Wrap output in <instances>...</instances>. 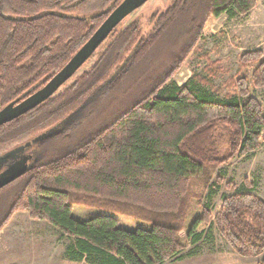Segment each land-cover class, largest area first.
Instances as JSON below:
<instances>
[{
    "label": "trees",
    "instance_id": "1",
    "mask_svg": "<svg viewBox=\"0 0 264 264\" xmlns=\"http://www.w3.org/2000/svg\"><path fill=\"white\" fill-rule=\"evenodd\" d=\"M124 0H0V112L35 94L64 69ZM259 0H173L149 29L121 24L84 64L93 66L37 108L0 127V158L20 147L33 164L0 189V234L26 212L74 240L68 255L87 264H165L197 246L208 224L239 256L264 254V200L244 189L212 214L203 202L225 179L216 172L259 151L264 107L246 77L220 102L175 75L204 38L207 21L246 16ZM264 88V52L240 56ZM68 120L61 131H50ZM50 133V134H49ZM39 140V141H37ZM228 183V187H230ZM232 188V187H231ZM103 210L76 220L73 206ZM200 208L191 227L187 220ZM125 216L150 229L123 230ZM260 264H264L261 262Z\"/></svg>",
    "mask_w": 264,
    "mask_h": 264
},
{
    "label": "rangeland",
    "instance_id": "2",
    "mask_svg": "<svg viewBox=\"0 0 264 264\" xmlns=\"http://www.w3.org/2000/svg\"><path fill=\"white\" fill-rule=\"evenodd\" d=\"M173 0H149L144 6L137 9L121 24L124 29L132 21H139L142 27L148 31V23L152 15H161L169 9ZM218 29L214 32L205 29L204 38L198 43L197 49L188 57L186 63L175 75L173 84L184 85L188 79H202L199 87L205 94L213 96L222 102L231 92L230 80L236 77H246L249 81L251 95L257 98L264 107V88H255L251 80L253 69L241 71L239 69L240 56L247 51L260 49L264 52V0H260L259 6L253 9L248 16H224ZM88 63L79 70L73 78L64 84L60 91L70 86L75 78L93 66ZM60 91L58 93H60ZM56 93L55 95H57ZM68 125V120L62 125L52 129L50 133H56ZM49 133V134H50ZM264 136V132H263ZM17 158L30 157L27 168L31 166L34 152L30 146L18 153ZM14 158L10 162L15 161ZM221 175L225 182L215 187L208 193L204 200V206L213 215L220 210L224 198L237 191L249 192L244 189V182L256 185L253 193L264 200V141L259 151L247 157L239 156L221 167L215 173ZM230 183V187H228ZM232 187V188H231ZM191 217L187 220L186 230L191 227L194 216L200 214L197 206L193 208ZM27 214L26 212H20ZM103 210L85 208L79 205L73 206L72 215L80 221H88L100 215H107ZM110 215V214H108ZM118 219L121 229L131 232L135 230L150 229L149 223L134 221L128 217L114 215ZM19 218V217H18ZM30 218V217H29ZM21 219H23L21 217ZM31 226H25V231L16 229L9 241L0 244V264H87L86 262L72 263L64 259V252L74 244V240L64 237L55 227L48 222L36 225L40 221L28 220ZM22 222H24L22 220ZM42 222V221H41ZM9 224V223H8ZM208 224L202 225L198 232L204 233L203 239L197 246L189 245L184 239L187 247L180 254L179 260H171L165 264H260L264 260L261 257L245 258L236 254L231 246L226 243L220 232L215 229L207 232Z\"/></svg>",
    "mask_w": 264,
    "mask_h": 264
},
{
    "label": "water",
    "instance_id": "3",
    "mask_svg": "<svg viewBox=\"0 0 264 264\" xmlns=\"http://www.w3.org/2000/svg\"><path fill=\"white\" fill-rule=\"evenodd\" d=\"M148 1L149 0H124L108 16V19L103 25L97 29L98 31L94 33L89 42L76 53L67 66L62 69L59 74L54 76L46 86L39 89L35 94L26 97V99L14 102V104L7 106L0 112V127L26 115V112L44 104L50 97L58 93L60 88L69 82L73 76L82 69L84 64L93 57L96 50L115 31V28ZM30 145L31 143H28L26 147H20L16 149V151L0 158V189L26 172L30 157L17 158L18 160H16V157L21 150L28 148ZM14 157L15 161L10 162V159Z\"/></svg>",
    "mask_w": 264,
    "mask_h": 264
},
{
    "label": "crops",
    "instance_id": "4",
    "mask_svg": "<svg viewBox=\"0 0 264 264\" xmlns=\"http://www.w3.org/2000/svg\"><path fill=\"white\" fill-rule=\"evenodd\" d=\"M260 2V0H259ZM259 6V3L258 5ZM243 16V15H241ZM248 16V15H247ZM223 18H225L224 16L222 17H218V18H211L207 21V26H206V30L209 29L210 31L214 32L216 29L219 28V26L221 25L220 23L223 22ZM19 217V218H18ZM21 217L23 219H21ZM13 219L9 222V224L3 229L2 233L0 234V244H4L6 241H9L10 237L12 236V234H16V229L22 231V230H26L24 227L25 226H31V224H33L32 222H29L28 220L31 219L29 218L28 214H21L20 212L18 214H15L13 217ZM22 220L24 222H22ZM43 222H38L36 225L38 224H42ZM73 245V244H72ZM71 247V246H70ZM69 248V247H68ZM64 259H66L67 261H70L72 263H79L76 261H72L68 255V250H66L64 252ZM167 263V262H166Z\"/></svg>",
    "mask_w": 264,
    "mask_h": 264
}]
</instances>
